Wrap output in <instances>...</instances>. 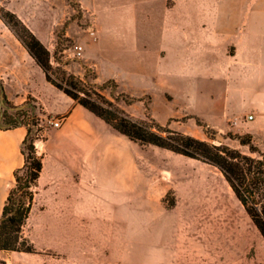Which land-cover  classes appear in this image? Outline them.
Listing matches in <instances>:
<instances>
[{"label": "crops", "instance_id": "crops-1", "mask_svg": "<svg viewBox=\"0 0 264 264\" xmlns=\"http://www.w3.org/2000/svg\"><path fill=\"white\" fill-rule=\"evenodd\" d=\"M76 1L94 26V41L79 45L82 58L86 48V66L94 70L96 81L113 80L130 97L149 94L152 105L180 100L188 121H203L205 128L247 117L252 112L248 105L264 97V0H182L178 21L168 0ZM61 4L7 0L0 5L51 54L56 51L51 29L60 22ZM0 83L14 107L33 106L38 116L61 120L43 143L31 212L43 198L49 202L41 204L42 214L77 215L80 174L106 184L132 172L123 141L127 138L50 84L1 19ZM26 134L25 125L0 128V218L16 184L14 174L25 163Z\"/></svg>", "mask_w": 264, "mask_h": 264}, {"label": "rangeland", "instance_id": "rangeland-1", "mask_svg": "<svg viewBox=\"0 0 264 264\" xmlns=\"http://www.w3.org/2000/svg\"><path fill=\"white\" fill-rule=\"evenodd\" d=\"M181 1L168 0L176 21L181 16ZM57 17L60 22L51 29L56 40V51L50 54L53 69L98 86L110 81L99 92L135 120L148 125L154 121L247 157L260 158L250 152V145L264 153V97L248 105L252 119H247L249 115L231 118L207 128L203 121L189 122L180 100L152 105L149 94L130 97L113 80L96 81L94 70L86 66V48L79 60L70 51L74 45L85 47L86 40H93L89 29L94 26L86 12L76 0H62ZM181 62L176 58V63ZM175 74L181 75V71ZM51 77L61 79L56 72ZM32 107L21 108L17 116L4 104L1 110L24 121L32 142L40 138L44 143L53 128L52 118L38 116ZM157 113L167 118L157 119ZM234 137L250 145H242ZM123 141L132 172L119 174L106 184L80 174L77 215L42 214L41 204L49 200L38 199L22 226V236L34 252L0 250V264H264V239L218 168L154 145ZM19 175L24 181V172ZM30 191L33 194L32 188ZM216 192L222 197L217 207L212 203Z\"/></svg>", "mask_w": 264, "mask_h": 264}, {"label": "trees", "instance_id": "trees-1", "mask_svg": "<svg viewBox=\"0 0 264 264\" xmlns=\"http://www.w3.org/2000/svg\"><path fill=\"white\" fill-rule=\"evenodd\" d=\"M0 19L15 34L28 54L42 69L50 84L102 119L118 134L132 142L164 148L176 154L199 159L218 168L264 239V153L241 137L234 138L239 139L242 145H250V152L258 154L260 158L244 156L239 151L225 145H210L180 132L171 131L154 121L152 125H148L145 121L133 119L99 92L110 81L98 86L84 83L83 79L63 69H53L50 64V52L14 13L2 5H0ZM54 72L60 74V81L51 77ZM1 96L3 104L12 110L14 115L17 116L22 111L21 108L9 105L0 83V98ZM123 96L126 98L125 95ZM0 113V128L2 129L18 125L27 126L23 120L9 115L6 109L1 110V100ZM153 129L166 133V136H162ZM205 132L208 134L207 131ZM29 134L30 129L27 128L22 144L25 163L14 174L16 184L7 196L0 218V250L4 251L34 252L33 246L22 236V226L31 210L33 194L30 189L39 177L42 162L33 155V142L29 139ZM26 151L27 155H25ZM20 172L25 174L24 181L19 175Z\"/></svg>", "mask_w": 264, "mask_h": 264}, {"label": "built area", "instance_id": "built-area-1", "mask_svg": "<svg viewBox=\"0 0 264 264\" xmlns=\"http://www.w3.org/2000/svg\"><path fill=\"white\" fill-rule=\"evenodd\" d=\"M89 35L95 39L96 38V35H95V31L93 29H90L89 30ZM70 51L72 53V57L75 58V59H81L82 58V53H83V47L81 45H74L70 48ZM247 119H252V116L249 115L247 117ZM50 124L53 128H58L60 127L61 125V120L60 119H57V118H52L50 120ZM33 155L35 157H39V156H42L44 154V149H43V142L40 138L38 139H35L34 142H33Z\"/></svg>", "mask_w": 264, "mask_h": 264}, {"label": "bare ground", "instance_id": "bare-ground-1", "mask_svg": "<svg viewBox=\"0 0 264 264\" xmlns=\"http://www.w3.org/2000/svg\"><path fill=\"white\" fill-rule=\"evenodd\" d=\"M221 201H222V197L220 193H217V192L214 193L212 203L217 207L219 206L220 203H222Z\"/></svg>", "mask_w": 264, "mask_h": 264}, {"label": "water", "instance_id": "water-1", "mask_svg": "<svg viewBox=\"0 0 264 264\" xmlns=\"http://www.w3.org/2000/svg\"><path fill=\"white\" fill-rule=\"evenodd\" d=\"M0 100H1V106H2V105H3V97H2V96H1ZM215 137H216L218 140H223V137H222V136L215 135Z\"/></svg>", "mask_w": 264, "mask_h": 264}]
</instances>
